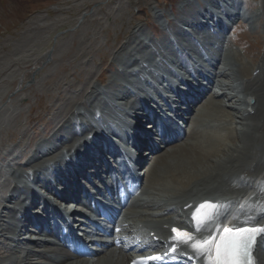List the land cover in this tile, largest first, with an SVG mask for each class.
<instances>
[{
  "label": "bare ground",
  "instance_id": "1",
  "mask_svg": "<svg viewBox=\"0 0 264 264\" xmlns=\"http://www.w3.org/2000/svg\"><path fill=\"white\" fill-rule=\"evenodd\" d=\"M193 1L195 0H183L178 14L184 8L192 11ZM205 2L207 5L208 0ZM231 2L235 4V1ZM201 8L205 13L202 14L204 18L207 11L203 5ZM151 12L159 28L170 26L169 31L181 44L177 46L185 53L187 60H181L177 51H172L171 56L162 53L166 45H169L166 43L168 40L162 41V45L158 47L160 56H154L152 49L144 48L146 43H154L153 37L137 24L127 42L112 53L116 68L109 74L106 85L90 81L84 92L78 87L76 92L65 95V99L70 101L72 98V102L66 101L67 105H61L60 102L56 105L59 109L71 107L73 112L65 113L64 110L57 115L56 119L59 121H56L55 129L48 138L38 141L34 151L31 150L28 155L26 152L20 155L22 147L18 145L0 151V243H4L0 244V264H128L130 256L127 251L114 247L106 249L102 256L96 255L92 261H83L71 259L70 253L53 249L47 246L49 243L41 244L37 250L27 248L30 245L21 244L19 240L25 235L22 233V225L26 222L24 207L33 206L39 198L35 191L22 187V184L36 185L45 172L51 174V179L57 182L60 175L71 170L78 171V166L67 165L65 161L76 158L85 160V154L93 152V146L104 145L105 137L98 128L90 124L88 117L94 118L116 138L127 139L126 130L136 133L137 127L148 120L149 111L145 113L148 106L144 102L152 100L149 97L151 91L158 94L161 88L165 93L160 94V97L174 92L177 96L180 95L165 80L169 76L176 77L184 86L185 99L192 92L198 93L202 105L188 112L191 114L190 127L180 140L170 146L169 151H165L166 146L158 147L159 155L149 162H153V166L150 170L146 166L148 171L143 172L141 191L131 204L132 209L123 214L126 225L121 226L119 235L128 237L135 234L136 237L131 242L140 243L156 236L158 246H162L170 240L169 225L189 227L194 235L188 243L180 244V253L191 254L196 258V264H207V248L197 251L192 244L213 241L226 228H264V46L261 45L263 48L259 61L253 57H250L253 61L241 60L239 53H232L227 46L225 52V31L231 29L237 21L250 25L248 17L244 20L241 13H225L229 25L223 29L222 34L217 39L209 40H212V45L204 47V53L192 51L186 44L194 42L192 34L197 33L199 25L188 19H170V12H165V16L170 19L167 23L164 13L156 11L155 7H152ZM208 15L210 18L216 16ZM256 18L260 21L256 30L259 29L264 42V0L256 11ZM178 23L183 28H179ZM202 39L200 42L204 46ZM137 46L144 49L138 50ZM244 46L245 56H251L250 47ZM52 53L53 51L41 58L43 66L53 62ZM193 54L197 55L196 60ZM37 62L34 69L38 70L41 62ZM145 62L154 65L155 69L147 67V64H143ZM168 65H175L176 70L186 72L189 77H195V80H187L185 77L179 79ZM55 68L53 65L49 70ZM120 77L125 80V85L116 83ZM22 83L19 89L23 88ZM130 88L139 90L142 99L135 96ZM213 91H217V95ZM164 102L166 100L162 98L160 102L150 101V105L158 109L165 106ZM2 112H8L4 105L0 106V113L3 114ZM63 116H67V119L63 120ZM109 121L117 126L116 129L110 128ZM6 122L2 115L0 137ZM77 125L83 131V139L77 137L63 141V133L75 131ZM77 142L80 148H74L75 155L71 154V149ZM50 148L52 151L49 150L44 157L38 152ZM17 155L27 156L24 166L14 163ZM73 155L78 156L73 158ZM157 171L163 173L154 175ZM78 177H70L73 181L71 185L78 187V181L74 180H78ZM41 186L45 190L51 188V184L47 182ZM66 186L70 188L67 181ZM17 191L21 195L15 199L13 193ZM60 195L63 197L65 193ZM11 204L14 206L10 208ZM43 204L49 208L55 207L48 201H43ZM12 245L13 248L10 247ZM253 254L257 257V264H264V235L257 238Z\"/></svg>",
  "mask_w": 264,
  "mask_h": 264
},
{
  "label": "rangeland",
  "instance_id": "2",
  "mask_svg": "<svg viewBox=\"0 0 264 264\" xmlns=\"http://www.w3.org/2000/svg\"><path fill=\"white\" fill-rule=\"evenodd\" d=\"M182 1L0 0V106L8 109V112L0 113V118L3 115L7 121L0 137V150L18 145L22 147L20 155H23L34 142L48 137L51 129L55 128L54 123L59 121L57 115L64 110L65 113L73 112L71 107L59 109L56 104L72 102L73 99L67 101L65 95L78 87L84 92L90 81L105 85V79L108 82L109 74L116 68L112 53L127 42L135 25H140L153 39H162L161 28L156 25L151 12L152 7L164 13V16L165 12H170V19L190 20L188 16H183V12L178 14ZM200 1H194L192 7L195 10ZM219 1L223 4L232 0H208V4L212 8ZM247 2L235 0L233 5L240 8L239 14L244 20L248 17L250 25L237 21L229 34L232 47L242 54L246 47L244 45H247L251 56L246 57L245 52L240 56L227 41L223 49L226 52V46L229 47L232 53L238 54L246 62L253 61L250 57L259 61L264 42L259 29H250L260 24L256 18L258 7L253 0L249 5ZM86 12L91 14L82 18ZM170 19L166 17L167 23ZM226 38H229L227 34ZM52 51L53 62L49 59L52 63L43 66L41 58ZM36 61L38 70L34 69ZM53 65L56 68L50 71ZM21 82L23 88L19 89ZM24 94L27 95L22 98ZM65 118L67 116H63V120ZM20 155L16 156L15 164L26 161L25 156ZM147 166L150 170L153 162ZM161 173L163 171H157L154 175Z\"/></svg>",
  "mask_w": 264,
  "mask_h": 264
},
{
  "label": "snow or ice",
  "instance_id": "3",
  "mask_svg": "<svg viewBox=\"0 0 264 264\" xmlns=\"http://www.w3.org/2000/svg\"><path fill=\"white\" fill-rule=\"evenodd\" d=\"M176 234V238L180 243H188L192 238L189 233L178 232L177 229L172 230ZM228 237L225 238L224 243V260L222 264H257V257L253 254L257 238L264 235V228H252L237 230L236 234H232V230L225 229ZM186 237V239H180ZM207 241L192 244L194 250H201ZM218 259L221 256V246H217ZM135 264V262H133Z\"/></svg>",
  "mask_w": 264,
  "mask_h": 264
}]
</instances>
